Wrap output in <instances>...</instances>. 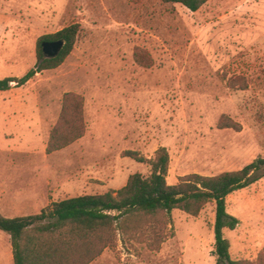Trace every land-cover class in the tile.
Here are the masks:
<instances>
[{
	"label": "rangeland",
	"instance_id": "374dc122",
	"mask_svg": "<svg viewBox=\"0 0 264 264\" xmlns=\"http://www.w3.org/2000/svg\"><path fill=\"white\" fill-rule=\"evenodd\" d=\"M0 13V64L9 75L35 65L40 36L81 24L59 67L9 91L18 121L0 117V180L42 189L44 204L53 195L107 192L135 172L149 176L151 165L126 150L151 158L166 146L171 184L264 156V0H209L196 12L161 0H0ZM137 48L151 54V67L136 61ZM68 91L85 98L86 134L47 154L44 137ZM227 209L242 221L225 229L231 257L256 260L264 251V178L230 196ZM173 221L160 250L120 240L91 264H216L215 204L199 216L175 209ZM8 237L0 229L1 245Z\"/></svg>",
	"mask_w": 264,
	"mask_h": 264
},
{
	"label": "trees",
	"instance_id": "16d2710c",
	"mask_svg": "<svg viewBox=\"0 0 264 264\" xmlns=\"http://www.w3.org/2000/svg\"><path fill=\"white\" fill-rule=\"evenodd\" d=\"M180 3L193 12L209 0H161ZM81 31L80 23L40 36L37 40L35 65L22 76L0 79V91L21 87L38 73L59 67L74 49ZM63 39L60 54L47 58L42 51L45 40ZM134 57L144 66L151 67L150 53L137 48ZM237 123H222V128ZM85 98L68 91L63 95L57 122L50 131L46 153L62 150L86 134ZM124 155L151 165V173L144 176L131 174L127 183L118 189L100 194H83L58 201L44 207L40 213L7 217L0 211V229L10 235L14 264H91L107 248H116L121 240L126 243H146L154 251L173 229V210L199 216L208 203L215 204L214 249L216 264H264V251L256 260L233 259L231 242L225 229H236L241 219L227 210V197L264 178V156L256 157L241 169L205 175L189 173L168 182L171 156L166 146L156 149L148 158L136 150Z\"/></svg>",
	"mask_w": 264,
	"mask_h": 264
},
{
	"label": "crops",
	"instance_id": "0c3cea01",
	"mask_svg": "<svg viewBox=\"0 0 264 264\" xmlns=\"http://www.w3.org/2000/svg\"><path fill=\"white\" fill-rule=\"evenodd\" d=\"M5 28H6L5 19L0 13V32L5 30ZM1 42H2V36H0V43ZM4 52H5L4 49L2 50L0 49V63L5 61L6 55L4 54ZM0 75L2 78L8 77V76H17V75H9L8 72L2 68L1 64H0ZM11 90L12 88L10 90L0 91V94H2V97L0 100V117L3 118L4 123H6L7 125L8 123L10 124L11 121H15V122L18 121V116L14 112H12L15 109V107L12 105L10 100H6V98L9 97L8 93ZM6 110L10 111V114L9 112L6 113ZM49 135H50V131H48L44 137L45 147H46V142H48ZM128 178L124 179L121 186L113 187V188L118 189V188L123 187L127 183ZM237 191L230 194L227 197V199L233 194H235ZM57 196L59 195H53L52 198L49 197L48 202L44 204L45 202H43L42 189L40 190L35 189V186L31 184L28 186L26 190H22V188H19L14 185L12 186L4 182L3 180H0V211L7 217H17V216H24V215H29V214L40 213L41 210L44 208V205H49L53 201H58L59 199L57 198ZM65 198H69V197H64L63 199ZM27 203H29V206L32 208L31 212L26 213L25 210H19V207L22 204L24 205ZM228 212L231 213L229 210ZM231 214L239 218V216L236 215V213H231ZM243 251H245V249H243ZM239 258L240 257H236L235 259H239ZM5 262L7 264H14L13 249H12V244L10 242V237H8L7 245L0 244V264H4Z\"/></svg>",
	"mask_w": 264,
	"mask_h": 264
},
{
	"label": "water",
	"instance_id": "95a60500",
	"mask_svg": "<svg viewBox=\"0 0 264 264\" xmlns=\"http://www.w3.org/2000/svg\"><path fill=\"white\" fill-rule=\"evenodd\" d=\"M65 45L63 39L45 40L42 42V51L45 57L53 58L60 54Z\"/></svg>",
	"mask_w": 264,
	"mask_h": 264
}]
</instances>
